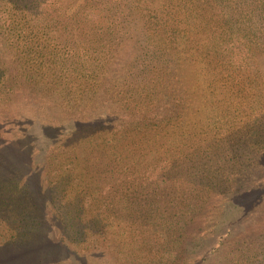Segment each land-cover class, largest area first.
I'll list each match as a JSON object with an SVG mask.
<instances>
[{
  "label": "rangeland",
  "instance_id": "rangeland-1",
  "mask_svg": "<svg viewBox=\"0 0 264 264\" xmlns=\"http://www.w3.org/2000/svg\"><path fill=\"white\" fill-rule=\"evenodd\" d=\"M0 264H264V0H0Z\"/></svg>",
  "mask_w": 264,
  "mask_h": 264
}]
</instances>
